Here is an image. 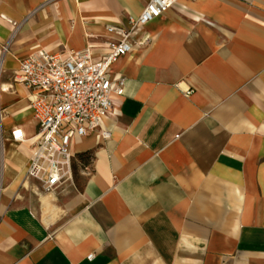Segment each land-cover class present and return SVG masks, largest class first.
<instances>
[{
    "label": "crops",
    "instance_id": "1",
    "mask_svg": "<svg viewBox=\"0 0 264 264\" xmlns=\"http://www.w3.org/2000/svg\"><path fill=\"white\" fill-rule=\"evenodd\" d=\"M148 1L0 0V264H264V0H178L133 31L78 173L53 192L27 175L21 62L99 57Z\"/></svg>",
    "mask_w": 264,
    "mask_h": 264
},
{
    "label": "built area",
    "instance_id": "2",
    "mask_svg": "<svg viewBox=\"0 0 264 264\" xmlns=\"http://www.w3.org/2000/svg\"><path fill=\"white\" fill-rule=\"evenodd\" d=\"M178 0H149L129 26L111 25L118 38L108 43V50L94 57L92 49L52 52L41 50L26 57L14 80L34 92L32 107L37 133L27 175L41 183L48 192L73 178L76 138L102 127L112 112L115 94L124 93V79L113 80L112 65L132 48V32L160 17ZM191 90L187 91L190 94ZM103 138L109 133L102 131ZM16 140H24V131H13ZM90 259L94 254L88 256Z\"/></svg>",
    "mask_w": 264,
    "mask_h": 264
},
{
    "label": "rangeland",
    "instance_id": "3",
    "mask_svg": "<svg viewBox=\"0 0 264 264\" xmlns=\"http://www.w3.org/2000/svg\"><path fill=\"white\" fill-rule=\"evenodd\" d=\"M79 168H80L79 166H76V165H75V166L73 167V173H74V174H77V173H78L77 170H79Z\"/></svg>",
    "mask_w": 264,
    "mask_h": 264
}]
</instances>
